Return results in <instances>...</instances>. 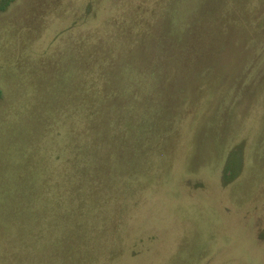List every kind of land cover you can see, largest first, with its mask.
<instances>
[{
	"label": "rangeland",
	"instance_id": "374dc122",
	"mask_svg": "<svg viewBox=\"0 0 264 264\" xmlns=\"http://www.w3.org/2000/svg\"><path fill=\"white\" fill-rule=\"evenodd\" d=\"M0 264H264V0H0Z\"/></svg>",
	"mask_w": 264,
	"mask_h": 264
},
{
	"label": "trees",
	"instance_id": "16d2710c",
	"mask_svg": "<svg viewBox=\"0 0 264 264\" xmlns=\"http://www.w3.org/2000/svg\"><path fill=\"white\" fill-rule=\"evenodd\" d=\"M89 124H90V125H92V123H91V122H90Z\"/></svg>",
	"mask_w": 264,
	"mask_h": 264
}]
</instances>
